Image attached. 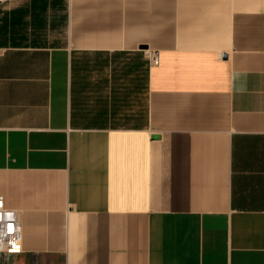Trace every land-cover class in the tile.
<instances>
[{"label": "crops", "instance_id": "1", "mask_svg": "<svg viewBox=\"0 0 264 264\" xmlns=\"http://www.w3.org/2000/svg\"><path fill=\"white\" fill-rule=\"evenodd\" d=\"M0 197V264H264V0H0Z\"/></svg>", "mask_w": 264, "mask_h": 264}, {"label": "built area", "instance_id": "2", "mask_svg": "<svg viewBox=\"0 0 264 264\" xmlns=\"http://www.w3.org/2000/svg\"><path fill=\"white\" fill-rule=\"evenodd\" d=\"M153 64L159 63L158 53L151 56ZM22 251V226L17 211L6 205L0 197V255L2 253H18Z\"/></svg>", "mask_w": 264, "mask_h": 264}, {"label": "water", "instance_id": "3", "mask_svg": "<svg viewBox=\"0 0 264 264\" xmlns=\"http://www.w3.org/2000/svg\"><path fill=\"white\" fill-rule=\"evenodd\" d=\"M154 137H157L156 135Z\"/></svg>", "mask_w": 264, "mask_h": 264}]
</instances>
